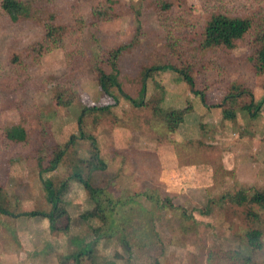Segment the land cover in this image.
I'll use <instances>...</instances> for the list:
<instances>
[{
  "label": "rangeland",
  "instance_id": "obj_1",
  "mask_svg": "<svg viewBox=\"0 0 264 264\" xmlns=\"http://www.w3.org/2000/svg\"><path fill=\"white\" fill-rule=\"evenodd\" d=\"M34 1L33 16L17 22H12L0 10V206L12 214L48 212L50 206L42 178L55 186L64 181L68 185L64 198L70 196L75 202L66 207L71 218L70 232H40L42 217L19 216L22 221H37L32 227L34 238L37 236L38 240L36 252L46 254L48 248L58 243L55 251L62 255L58 257L57 264H75L74 259H67L82 248V242L77 240L92 242L91 228L100 225L96 219L86 222L79 219L81 214L93 208V203L83 187L69 177L75 167L83 175L87 174L78 166L79 160L89 154L87 136L95 138L102 132L108 137L105 130L117 124L147 125L146 132L151 136L154 133L160 141H164L169 133L166 126L153 117L150 107L134 108L115 88L112 89L113 96L105 95L90 72V63L97 48L107 52L118 46L133 44L117 59L118 81L123 92L133 99L139 97L144 69L171 66L179 71H191L196 94L190 91L178 72L171 70L150 71L146 80L145 100L157 98V90H164L168 100L172 95H179L184 97L180 106L195 109V113L192 110L186 113L183 123L174 132L177 139L183 140L184 136L185 139H196L193 127L204 118L202 107L208 106L221 113L223 108H233L236 113L231 119H224L218 113L211 118L216 125L224 128V133H228V136L224 135L228 139L227 145L231 144L229 138L238 139L241 143L237 146L234 142L235 148L233 145L230 148L211 144L218 140L208 130L206 135L198 136L211 141L203 149L207 155L200 154L198 149L187 163L198 167L209 155L219 156L220 150L229 148L227 151L236 149V158L231 162L244 164V167L225 171L213 160V173L207 172L197 185L194 181L188 183L193 185L192 189L199 186L197 191L187 195L188 190L186 194L182 190V197L168 196L158 183V173L163 167L159 153L144 158L138 153H127L123 148L118 152L122 161L119 166L110 162L109 142L102 137L99 139L102 142L96 143V146L103 151L100 157L106 162L107 170L93 172L90 183L94 187H107L116 195L125 191L123 194L134 195L141 205L150 210L152 208L154 215L147 222L152 224L149 225V233H154V239L143 247H133L131 254L125 252L118 239L101 240L95 244L92 259L82 257L80 264H264V209L255 204L237 205L229 199L240 190L251 195L254 189L264 188V75L253 72L252 60L249 59L254 54L251 44L254 33L236 41L232 49L219 47L202 54L198 52L203 27L212 14L249 18L255 31L264 30V0ZM163 3L170 4V8L161 11ZM98 10L105 15L96 17L94 12ZM50 19L55 25L66 26L69 33L60 41L59 48L48 51L35 63L29 50L42 41L44 23ZM15 57L20 64L12 63ZM72 67L75 69L79 97L70 108L62 109L55 104L56 84L45 80ZM104 69L107 73L111 72L108 64L104 65ZM235 86L246 88L252 97L243 95L235 105H230L225 96ZM201 93L206 106L201 102ZM168 100L160 104L163 110L170 105ZM250 103L261 105L256 112L258 117L251 118L243 109ZM103 106L111 107L104 114L92 110ZM198 107L199 110L196 109ZM82 108L87 110L80 130L78 120ZM116 110L119 115H116ZM138 116L145 121L141 123V117L134 121L133 118ZM224 121L231 124L229 128L222 126ZM13 127L25 130V142L15 143L5 139L6 131ZM81 131L84 139L80 137ZM72 136L73 142L68 144ZM67 144L66 154L58 168L40 176L38 159H42L43 169L48 167L54 150ZM176 148L182 150L186 146L182 143ZM179 159L182 163L183 157L179 156ZM143 192H147L146 196L142 195ZM157 195L163 204L154 208L152 203ZM13 220L0 215V243L11 240L5 232L13 230ZM65 220L59 222L60 227L65 225ZM46 221L43 219L42 222ZM24 225L28 228V224ZM251 230L262 232L260 249H252L246 243L245 235ZM17 246L20 247L19 244ZM15 249L20 251L17 247ZM6 250L8 256L4 259L7 258L6 262L10 263L12 256L17 254L9 252L8 248ZM233 252L250 258V263L234 261ZM32 255L35 254H30L28 250L22 252L19 256L22 264L37 263L38 259ZM47 260L54 262L51 258Z\"/></svg>",
  "mask_w": 264,
  "mask_h": 264
},
{
  "label": "trees",
  "instance_id": "obj_2",
  "mask_svg": "<svg viewBox=\"0 0 264 264\" xmlns=\"http://www.w3.org/2000/svg\"><path fill=\"white\" fill-rule=\"evenodd\" d=\"M81 1V0H77ZM35 5L34 0H0V10L4 15H7L12 22H17L20 19H28L33 16V7ZM170 8V4L163 3L160 5L161 11H166ZM94 15L104 16L105 14L98 10L94 12ZM69 29L63 25H55L52 20L44 23V37L41 42L32 46L29 50L30 54H33L35 63L40 61V58L52 49L59 48V43L64 38L67 37ZM253 34V39L251 44L254 49V54L249 59L253 64V72L256 75H264V30H254L252 21L249 18L242 17H231L223 13H216L209 16L203 27V37L201 44L198 47V52L202 54L207 50L216 49L219 47H225L227 49H232L236 41L244 39L246 36ZM133 44H128L126 46H118L112 48L107 52H102L101 50H96L93 59L90 63V72L95 76L96 82L100 90L107 96H113L112 89H116L117 92L134 108H149L151 109L153 117L163 123L169 133L175 132L179 125L183 122L184 116L187 112L192 110L191 106L186 108H168L163 110L160 104L165 99L164 90L159 91L158 97H151L149 100H145L146 97V80L149 77V72L156 69L171 70L178 72L182 80L188 86L192 93H197L194 88V79L191 77V71L187 70H177L171 66H163L160 68H151L149 70L145 69L142 73V85L140 89V94L137 99H133L125 94L121 88L118 81L119 71L117 70V59L132 47ZM17 57L12 59V63H19ZM108 64L110 66L111 72L107 73L104 69V65ZM24 67V66H22ZM74 68H70L67 72L60 74L55 77H51L45 82L56 84L55 93V104L57 107L62 109L70 108L75 100L79 97L77 87L75 84L76 75L74 74ZM243 95L252 97V93L243 87H233L231 92L225 96V101L230 102V105H235L236 101ZM116 100V98H115ZM201 102L206 106V102L201 93ZM222 105V104H221ZM237 105V104H236ZM111 106H103L100 108H92L101 114L107 113ZM261 105L255 106L253 103L245 106L243 109L250 114L251 118L257 117L256 112L260 109ZM87 108H82V114L78 120V125L81 130L82 119L85 115ZM224 119H231L235 117V111L232 109H225L222 112ZM80 137L85 138L81 131ZM89 141L90 148L87 158L79 160V167L86 170L87 174L83 175L80 170L75 167L74 171L71 172L70 178L78 182L83 189L86 191L88 198L93 203V208L89 211L84 212L79 216V219L83 222L90 220H98L100 225L98 227L91 228L92 242H86L83 239H78V243L82 242V248L79 247V252L68 256L67 261L73 260L75 264H80L81 258L86 257L92 259L94 255L95 244L101 240H116L120 242L121 246L128 254H131L133 247H143L147 245V242L153 241V234H150L148 218H152L154 211L141 205V202L136 199V196L131 194H123L125 191H120V195L114 194L115 191L108 189L107 187H94L90 183L89 179L93 172L96 171H106L107 164L101 159L99 155V150L96 146L95 138L92 136L86 137ZM5 139L10 142L23 143L26 140V133L22 127H13L6 131ZM74 136H72L68 142L72 143ZM68 144L60 149L56 148L54 150L52 159L48 162V167H42V159H38V165L40 168V176L43 173H48L55 171L59 164L64 158ZM66 181V180H65ZM42 183L44 186L47 202L50 206L48 212H29L12 214L8 212L5 208L0 206V215L10 218H17L22 215H29L30 217H42L46 219L49 224V229L51 232H68L71 228L70 221L71 218L67 213V204L65 201V194L68 189V185L63 181L56 186L49 180H44L42 178ZM1 192V188H0ZM147 192H143L142 195L146 196ZM166 194V193H165ZM168 196H172L166 194ZM230 201L237 205L243 204H255L260 209H264V188L254 189L251 195H247V191L240 190L233 196H229ZM153 201V200H152ZM154 208H159L163 201L160 200L157 195L155 202L152 203ZM154 210V209H153ZM248 215H251L250 213ZM65 220V225L63 227L59 226V222ZM4 223V222H2ZM70 232V231H69ZM149 233V234H148ZM78 236V235H76ZM157 237V236H155ZM246 243L252 249L261 248V230H251L245 235ZM131 241V242H130ZM234 261L238 260L244 263H250V258H246L243 255L233 252ZM72 261V262H73Z\"/></svg>",
  "mask_w": 264,
  "mask_h": 264
},
{
  "label": "crops",
  "instance_id": "obj_3",
  "mask_svg": "<svg viewBox=\"0 0 264 264\" xmlns=\"http://www.w3.org/2000/svg\"><path fill=\"white\" fill-rule=\"evenodd\" d=\"M164 100L165 101L168 100L167 97ZM181 100H184V97L179 96V95L177 96L172 95L170 99L168 100L170 102V105H167L164 108L182 109L183 106H180V104H183L181 103ZM199 107L196 109L199 110ZM202 108H203L202 113H203L204 118L203 120L200 119V123L196 124L193 127L194 129L193 133L196 134V137H195L196 139L194 138L185 139V136L183 140L177 139L173 132V133H168L167 136L164 137V141H160L161 139H159L158 137H155V135H153L154 133L151 136L148 132H146V130L148 129L147 125L139 124L137 127H134L133 125L122 126V125L117 124V125H110L108 127V130H105L109 134L108 137L105 136L101 132L95 135V140H96V143H99V142H102V141H99V139H102V137L107 138L109 142V150L111 153L110 162L119 164V166L122 161H121V158L119 157L121 154L119 155L118 152L123 150V148L127 150V153L128 152L138 153L140 154V156L144 158L150 154L159 153L160 158L163 160V167L160 168L159 173H158V183L162 187H164L166 193L169 195L176 196V197H182L183 195L182 190H184L185 194H186V191L188 190L187 195H190L192 191H197V188L199 186H196V188L192 189L193 185H189L188 183H192L194 181V184H196L200 180L202 181V178L207 174V172L211 171L213 173L215 171L213 167V160L215 161L216 165H222L223 170L225 171H230L236 167L237 168L244 167V164H235V162H231L236 158V153H235L236 149L234 151L233 149H231V151H227V149L229 148H223L224 151L220 150L219 156L209 155V157H207L205 161L201 162L200 163L201 165H199L198 167H193V165H190L189 163H187V161L191 159L192 155L194 156L197 153L198 149L200 150L199 152L200 154L207 155V153L204 154L205 151L203 149H205L206 148L205 146L207 144H210L211 141H208V138L202 139V138H199L198 136L203 135V134L206 135L208 130H211V135L214 134L213 136L217 137L216 139L218 140L211 144H219V146L224 145L225 147L231 148L234 142H237L236 143L237 146L239 145V143H241V141H239L238 139L234 140L235 138L233 139L229 138V142H231V144L227 145L228 139L226 138V136H228V133H224L225 132L223 131L224 128L220 127L219 124L216 125L215 121H213L211 118V115H215V113H218L220 115H222V113L216 112L218 110L213 111L212 109H209L210 107L208 106L202 107ZM191 112L195 113V109L193 107H192ZM117 114L119 115L118 111L116 112V115ZM134 116H137V114H134ZM140 117L141 116L134 117L133 120L137 121L140 119ZM237 119L238 118H236V120ZM144 121H145L144 118L141 117V123ZM230 125L231 124L228 121H224V124L222 126H226L227 128H229ZM209 127L211 128L208 129ZM253 131L255 130L253 129ZM222 134L223 136L226 134V136L223 137ZM96 137H98V140L96 139ZM182 143H184V146H186V149L182 148V150H178V148H176L177 145L179 144L180 146ZM236 145H233V147L235 148ZM98 150H99V155L101 156V151H102L101 147H98ZM237 150H240V148L237 147ZM113 151H117V152L113 153ZM215 154L216 153H214V155ZM179 156L183 157L182 163L179 162L181 161L179 159ZM174 161L175 163H173ZM65 201L67 205L75 204V202L73 201L72 198H70V196L65 197ZM42 221L40 222L41 224L40 232H46L47 234H49L50 230H49L48 222L47 221L42 222ZM13 222H14L13 230L5 232V234H8L10 236L11 240L0 243V247H2V253L0 252L1 253L0 257L4 256L3 258H0V264H22L23 263L21 262L22 259L19 256L20 254H22V252L25 253L26 250H28L30 254H35V255H32L33 257L38 259L37 263L35 264H57L58 257H61L62 255L59 251L58 252L55 251L56 250L55 248L59 246L58 243H56L57 246L53 245V247L48 248L49 252L47 251L46 254L45 253L38 254L36 252L38 240H37V236L36 238H34L35 231L32 230L33 225H35L34 223H37L35 219L22 221L21 217H17V218H14ZM24 224H28L29 229L26 228ZM43 238L51 239V237H43ZM25 243L26 245H24ZM17 244H19L20 247H18ZM33 246L35 247L34 251H33ZM5 247L10 250L9 252L17 254V255L12 256L13 261H11L10 263L6 262L7 258L4 259L6 256H8V253L6 252L7 250ZM16 247L20 251L17 252L15 249ZM41 249L44 250V247H41ZM32 251L33 253H31ZM50 258L53 259L54 261L53 263L48 262L47 259H50ZM28 264H31V262H29Z\"/></svg>",
  "mask_w": 264,
  "mask_h": 264
}]
</instances>
